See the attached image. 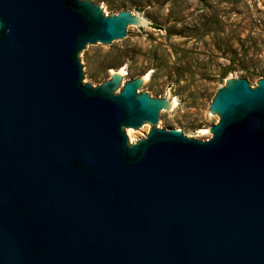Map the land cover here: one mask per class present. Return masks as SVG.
<instances>
[{"label":"water","instance_id":"water-1","mask_svg":"<svg viewBox=\"0 0 264 264\" xmlns=\"http://www.w3.org/2000/svg\"><path fill=\"white\" fill-rule=\"evenodd\" d=\"M169 28L100 0H0V264H264V76H229L209 139L175 91L97 49Z\"/></svg>","mask_w":264,"mask_h":264},{"label":"rangeland","instance_id":"rangeland-1","mask_svg":"<svg viewBox=\"0 0 264 264\" xmlns=\"http://www.w3.org/2000/svg\"><path fill=\"white\" fill-rule=\"evenodd\" d=\"M106 13L137 10L169 28L147 32L132 27L126 44L97 49L89 68L94 86L123 70L130 79L145 76L149 91H175L176 115L161 127L189 128L209 139V111L229 76L257 84L264 76V0H100Z\"/></svg>","mask_w":264,"mask_h":264},{"label":"bare ground","instance_id":"bare-ground-1","mask_svg":"<svg viewBox=\"0 0 264 264\" xmlns=\"http://www.w3.org/2000/svg\"><path fill=\"white\" fill-rule=\"evenodd\" d=\"M119 72L123 73V70H119Z\"/></svg>","mask_w":264,"mask_h":264}]
</instances>
